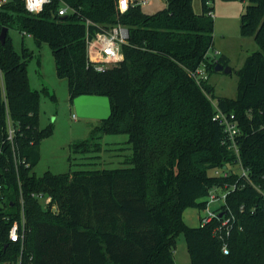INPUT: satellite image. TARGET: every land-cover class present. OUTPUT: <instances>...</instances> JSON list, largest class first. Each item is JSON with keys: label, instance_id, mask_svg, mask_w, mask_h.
Wrapping results in <instances>:
<instances>
[{"label": "trees", "instance_id": "trees-1", "mask_svg": "<svg viewBox=\"0 0 264 264\" xmlns=\"http://www.w3.org/2000/svg\"><path fill=\"white\" fill-rule=\"evenodd\" d=\"M60 1L74 11L58 16ZM200 2L198 13L192 0H165L153 13L132 3L120 11L118 0H51L37 14L22 3L7 6L0 25L7 27L0 42V264H177L173 251L181 233L190 256L184 264H264V0H248L240 15V34L253 36L259 49L237 70L234 98L216 97L208 83L215 64L228 65L229 59L208 55L213 6ZM14 23L37 45L48 44L71 104L81 94L109 99V117L71 149L97 152L101 134L125 133L129 166L33 173L40 140L50 133L38 125L40 94L47 91L30 87V53L24 46L15 50L8 33ZM116 23L128 29L123 59L96 71L87 66L86 32ZM199 68L207 78L197 77ZM213 101L238 121L236 144L247 177L233 168L236 155L213 119ZM227 165L228 176L212 173ZM232 184L226 204L235 221L224 253L213 234L218 220L189 226L183 211L204 208L202 198L212 187ZM20 197L22 245L7 238L19 219Z\"/></svg>", "mask_w": 264, "mask_h": 264}, {"label": "rangeland", "instance_id": "rangeland-1", "mask_svg": "<svg viewBox=\"0 0 264 264\" xmlns=\"http://www.w3.org/2000/svg\"><path fill=\"white\" fill-rule=\"evenodd\" d=\"M210 4L213 6L214 22L213 45L208 50V55H226L232 70L230 73L210 71L208 83L213 86L216 97L234 98L237 94V70L251 52L259 49L253 36H244L239 32L240 15L248 0H210ZM164 7L165 0H147L140 4L145 13H153ZM192 8L194 12H200V0H192ZM8 33L17 52L21 53L24 46L30 53L27 58L30 87L39 90L44 87L47 91L40 94L38 125L40 128L49 127L50 133L40 140L39 159L33 166V173L40 176L45 171L62 173L77 169L129 166L127 159L132 150L125 133L101 134L99 140L102 145L97 152L78 153L71 149L70 144L87 138L91 128L98 125L100 120L77 115L69 101L66 78L56 75L53 55L48 44L37 45L34 38L21 31L15 23L9 27ZM72 114H75L76 118H73ZM205 213L204 208L187 207L183 211V220L189 226H198ZM173 256L177 264L190 261L182 233L176 237Z\"/></svg>", "mask_w": 264, "mask_h": 264}, {"label": "built area", "instance_id": "built-area-1", "mask_svg": "<svg viewBox=\"0 0 264 264\" xmlns=\"http://www.w3.org/2000/svg\"><path fill=\"white\" fill-rule=\"evenodd\" d=\"M51 0H0V25L3 24L2 13L7 9L10 4L16 5L17 3H22L24 9L29 14H37L41 12L45 5L49 4ZM147 2L146 0H118V8L120 11H125L129 4H143ZM74 9L70 7L67 3L60 1L58 4L56 13L58 16H65L69 12H73ZM85 23H89L86 20ZM25 33V32H24ZM128 29L125 25L121 23H116L107 28L99 27L94 32H86V54H87V66H91L94 70L103 72L106 69L115 66L119 61L123 59V53L121 51L122 44L127 42ZM197 77L205 79L207 74L203 68L197 70ZM0 87L3 89V78L0 72ZM214 114L213 119L221 125L225 143L229 149H232L236 155V161H234V166L236 172H238L240 177H247V170L243 168L238 155V148L236 144V137L240 134L241 129L235 115L231 112H224L219 109L215 102H213ZM73 118H76L75 114H72ZM14 128L9 125L7 131V139L10 142L13 140ZM2 149L0 147V153ZM14 160H17L15 152L13 153ZM212 173L220 176H228L231 173V167L225 166L223 168H215ZM236 184L214 186L212 187L207 196L205 197L206 211L205 215L200 218V224L204 225L212 222L213 220H218L213 228V234L222 240V251L226 253L227 242L226 238L230 235L235 221V214L229 209L226 204V195L233 189H235ZM264 193V190L262 191ZM41 197V195H37ZM2 201H5L4 196H0ZM45 202L49 201V198L44 199ZM21 208L19 219L13 221L7 230V238L10 242H19L21 245L25 236V217L23 212L22 199L20 197ZM211 205H213L211 207ZM243 206H240L242 210Z\"/></svg>", "mask_w": 264, "mask_h": 264}, {"label": "water", "instance_id": "water-1", "mask_svg": "<svg viewBox=\"0 0 264 264\" xmlns=\"http://www.w3.org/2000/svg\"><path fill=\"white\" fill-rule=\"evenodd\" d=\"M6 33L7 27H2L0 30V42L2 44L5 41ZM214 70L230 73L232 69L229 65L216 63ZM72 105L77 115L81 117H92L103 120L107 119L111 113L110 102L105 95L81 94L73 99Z\"/></svg>", "mask_w": 264, "mask_h": 264}, {"label": "crops", "instance_id": "crops-1", "mask_svg": "<svg viewBox=\"0 0 264 264\" xmlns=\"http://www.w3.org/2000/svg\"><path fill=\"white\" fill-rule=\"evenodd\" d=\"M147 1V0H146Z\"/></svg>", "mask_w": 264, "mask_h": 264}]
</instances>
